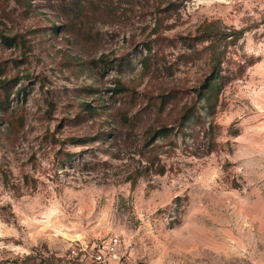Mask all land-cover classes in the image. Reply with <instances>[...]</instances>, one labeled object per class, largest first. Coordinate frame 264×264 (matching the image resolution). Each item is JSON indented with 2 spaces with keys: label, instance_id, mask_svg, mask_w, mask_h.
<instances>
[{
  "label": "rangeland",
  "instance_id": "rangeland-1",
  "mask_svg": "<svg viewBox=\"0 0 264 264\" xmlns=\"http://www.w3.org/2000/svg\"><path fill=\"white\" fill-rule=\"evenodd\" d=\"M111 236L264 264V0H0V264Z\"/></svg>",
  "mask_w": 264,
  "mask_h": 264
},
{
  "label": "built area",
  "instance_id": "built-area-1",
  "mask_svg": "<svg viewBox=\"0 0 264 264\" xmlns=\"http://www.w3.org/2000/svg\"><path fill=\"white\" fill-rule=\"evenodd\" d=\"M122 246L117 236L95 242L82 241L70 246L68 256L79 264H122Z\"/></svg>",
  "mask_w": 264,
  "mask_h": 264
},
{
  "label": "trees",
  "instance_id": "trees-1",
  "mask_svg": "<svg viewBox=\"0 0 264 264\" xmlns=\"http://www.w3.org/2000/svg\"><path fill=\"white\" fill-rule=\"evenodd\" d=\"M213 78V75H211V77H209L205 82H204V84L201 86V90H205L206 89V87H207V82L209 81V80H211Z\"/></svg>",
  "mask_w": 264,
  "mask_h": 264
},
{
  "label": "crops",
  "instance_id": "crops-1",
  "mask_svg": "<svg viewBox=\"0 0 264 264\" xmlns=\"http://www.w3.org/2000/svg\"><path fill=\"white\" fill-rule=\"evenodd\" d=\"M262 44V43H261ZM263 45V44H262Z\"/></svg>",
  "mask_w": 264,
  "mask_h": 264
}]
</instances>
